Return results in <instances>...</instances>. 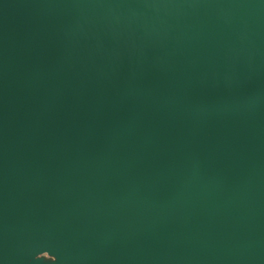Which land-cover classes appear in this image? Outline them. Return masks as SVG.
I'll return each mask as SVG.
<instances>
[{"label": "water", "instance_id": "obj_1", "mask_svg": "<svg viewBox=\"0 0 264 264\" xmlns=\"http://www.w3.org/2000/svg\"><path fill=\"white\" fill-rule=\"evenodd\" d=\"M0 264H264V0H0Z\"/></svg>", "mask_w": 264, "mask_h": 264}]
</instances>
